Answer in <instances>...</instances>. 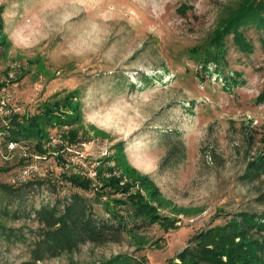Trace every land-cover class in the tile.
I'll return each mask as SVG.
<instances>
[{
	"label": "rangeland",
	"instance_id": "rangeland-1",
	"mask_svg": "<svg viewBox=\"0 0 264 264\" xmlns=\"http://www.w3.org/2000/svg\"><path fill=\"white\" fill-rule=\"evenodd\" d=\"M242 1L0 0L10 40L0 45V81L6 82L0 103L33 112L52 93L75 89L82 107L78 133L85 138L69 147L62 166L32 146H5L0 134V164L10 166L0 181L11 182L23 159L32 167L27 179L50 178L15 193L0 188V264H84L117 253L163 264L193 233L238 210L264 212V170L246 172L249 160L264 153L263 29L242 28L250 50L226 35L221 72L213 64L201 71L198 59L199 48ZM58 133L51 129L53 142ZM117 140H124L128 164L148 173L171 202L162 210L178 226L154 223L118 240L86 241L36 258V209L83 192L59 173L93 174L94 160ZM252 234L262 237L264 230Z\"/></svg>",
	"mask_w": 264,
	"mask_h": 264
},
{
	"label": "trees",
	"instance_id": "trees-1",
	"mask_svg": "<svg viewBox=\"0 0 264 264\" xmlns=\"http://www.w3.org/2000/svg\"><path fill=\"white\" fill-rule=\"evenodd\" d=\"M250 23L262 28L264 33V0H243L228 14L221 28L210 38L209 45L199 48L201 71H210L211 64L213 71H222L226 64L224 42L229 33L240 49H252V43L242 30ZM4 25L0 4V45L3 46L10 43ZM231 79L232 82L236 80ZM5 84L0 81V89ZM259 99H264V86ZM8 109L6 113H0V134L5 146L9 142L26 144L39 154L54 155L65 166L66 161L69 162L66 155L69 147L85 141L78 133L82 107L75 89L60 95L52 93L33 112ZM52 128L59 130L56 142L51 140ZM112 148L94 160L93 174L69 169L59 173L63 181L83 192L59 195L55 202L36 209L40 222L33 246L36 258L72 250L86 241L118 240L123 234L135 233L154 223L165 229L178 226L176 217L162 210L173 205L163 196L153 178L128 164L124 140H117ZM21 164H26V160H21ZM247 167V174L264 170V153L250 159ZM8 169L9 165L0 164V172ZM45 181L50 178L26 179L16 184L0 181V188L15 193L21 187L40 185ZM53 189L58 192L56 187ZM261 230H264V212L238 210L225 223L207 226L190 235L183 247L163 264H264V236L252 234ZM84 264L139 262L127 253H117L105 260Z\"/></svg>",
	"mask_w": 264,
	"mask_h": 264
},
{
	"label": "built area",
	"instance_id": "built-area-1",
	"mask_svg": "<svg viewBox=\"0 0 264 264\" xmlns=\"http://www.w3.org/2000/svg\"><path fill=\"white\" fill-rule=\"evenodd\" d=\"M0 111H2V113H6L7 111H9V109L0 103ZM7 145L9 147H12L13 145H15V143L9 142ZM31 171H32V167L30 164L21 165L18 168L16 174L12 176L11 182L17 183L19 181L26 180L27 178H29Z\"/></svg>",
	"mask_w": 264,
	"mask_h": 264
}]
</instances>
